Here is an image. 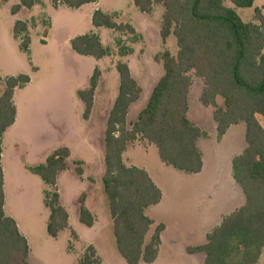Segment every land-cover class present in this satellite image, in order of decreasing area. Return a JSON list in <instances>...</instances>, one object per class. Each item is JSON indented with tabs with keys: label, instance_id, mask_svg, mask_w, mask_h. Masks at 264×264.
<instances>
[{
	"label": "trees",
	"instance_id": "trees-1",
	"mask_svg": "<svg viewBox=\"0 0 264 264\" xmlns=\"http://www.w3.org/2000/svg\"><path fill=\"white\" fill-rule=\"evenodd\" d=\"M8 1L0 0V3ZM225 1L236 8H250L254 2L133 1L134 6L144 13L150 12L153 5H162L159 36L162 44L173 36L177 52L172 55L164 50L154 56V61L161 64L163 74L130 127L126 122L127 110L139 99L141 90L126 62L119 61L115 65L119 86L106 120L101 183L115 248L125 264L152 263L158 255L160 235L164 229L162 224L152 229L153 221L147 215V210L161 201L162 193L144 169L124 165L122 155L126 144L141 140L153 145L159 161L177 171L198 174L202 170L198 140L206 133L188 118L191 82L186 73L189 70L203 80L204 89L199 102L212 110L217 138L220 139L231 126L243 123L246 146L231 161L232 179L242 192L243 206L224 216L207 235L206 242L188 249V252L203 254L204 264H257L264 248V15L256 9V22H245L234 9L225 6ZM50 2L54 7L62 4L77 9L97 0ZM39 3L40 0H19L10 12L16 14L21 8L30 9ZM118 17L116 12L95 10L91 24L124 37L117 40L116 46L118 55L127 57L132 48L122 45L121 41L134 43L138 37L129 23H117ZM13 35L22 37L20 49L27 52L30 43L27 24L15 22ZM70 46L80 56L101 59L109 55V50L102 46L98 35L93 32L73 38ZM99 77L100 72L95 69L89 88L77 92L84 105V120L92 109ZM28 82L26 75L5 79L0 94V138L15 121L14 90ZM69 156L67 148L59 147L43 163L27 167L31 174L52 188L44 193V204L49 209L46 231L52 238L68 226V214L59 203L55 188L57 174L65 170ZM75 165L76 175L81 176L82 163L76 162ZM84 202L85 194H81L78 198L79 222L89 228L95 218ZM3 206V172L0 165V264H29L28 243L19 233L15 221L5 215ZM71 235L77 238L73 232ZM79 264H99L91 245L85 248Z\"/></svg>",
	"mask_w": 264,
	"mask_h": 264
},
{
	"label": "rangeland",
	"instance_id": "rangeland-1",
	"mask_svg": "<svg viewBox=\"0 0 264 264\" xmlns=\"http://www.w3.org/2000/svg\"><path fill=\"white\" fill-rule=\"evenodd\" d=\"M133 1L97 0V10L118 13L116 22L129 23L138 37L134 43L121 41L122 45L131 47L132 52L127 57H120L116 42L124 37L110 29L100 28L96 34L102 46L109 50V55L103 60L77 55L70 46L73 38L94 32L90 7L73 9L62 4L54 7L50 0H41L30 9L21 8L16 14H11V7L19 0L0 3V94L8 77L26 75L33 79L31 84L15 90V123L0 138L5 213L16 219L21 232L26 235L31 264H79L85 248L90 245L99 249L100 257L96 256L99 264H125L115 248L101 183L106 120L110 101L116 97L119 84L115 65L119 61L126 62L141 90L139 99L127 110L126 121L130 127L144 108L151 88L163 74L162 66L154 61V56L164 50L172 55L177 52L173 36L165 44L159 36L162 5H153L150 12L144 13L134 6ZM224 4L234 9L245 22H256V9L264 15V0H254L250 8H236L229 1ZM17 21L27 24L30 39L27 52L20 49L22 37L13 35ZM33 68L37 70L33 71ZM95 69L100 72L97 94L90 114L84 120V105L77 92L89 88ZM186 74L195 82L193 71ZM198 92L195 97L191 96L188 116L194 125L209 132L200 140L205 167L197 176L179 171H175L174 176L161 174L159 183H162L165 200L154 214L157 220H174L171 218L179 211L200 212L205 203L208 209L215 210L226 203L232 191L226 169L230 173L229 161L246 146L245 126L243 123L231 126L225 139H218L212 110L199 107ZM218 104L222 105L220 100ZM59 147L70 152L65 170L57 174L55 188L59 203L68 213V226L52 238L46 231L49 209L44 204V193L52 188L31 174L27 167L43 163L45 156ZM76 162H81L85 171L81 177L75 173ZM159 162L153 145L141 140L127 143L124 151L126 165L155 172ZM82 193L86 194L85 207L95 217L89 228L79 222L78 197ZM240 196L237 197V206L243 201ZM206 197L208 202L203 200ZM173 207L175 209L168 214ZM190 220L195 218L192 216ZM72 232L78 238H74ZM172 234L160 237L157 260L150 264H204L202 255L188 252L192 248L190 245L199 242L187 241L188 247L183 253L182 242L175 240ZM261 253L257 264H264V248Z\"/></svg>",
	"mask_w": 264,
	"mask_h": 264
},
{
	"label": "crops",
	"instance_id": "crops-1",
	"mask_svg": "<svg viewBox=\"0 0 264 264\" xmlns=\"http://www.w3.org/2000/svg\"><path fill=\"white\" fill-rule=\"evenodd\" d=\"M11 0H9L7 3H9ZM41 1V0H40ZM6 3V4H7ZM15 4H18V3H15ZM14 4V5H15ZM59 5H61V4H59ZM85 6H88V7H90V12H91V16H92V14H93V12L95 11V10H97V2H95V3H90V4H85V5H83V6H81V7H79V8H82V7H85ZM94 28V32L93 33H97V31L100 29V28H95V27H93ZM124 39V38H123ZM105 58V57H104ZM104 58H101V59H98V60H103ZM35 70H37V68H33V71H35ZM37 72V71H36ZM36 72H34V73H36ZM195 77V82H193L192 81V79L191 78H189L190 79V82H191V84H190V88H189V92H188V114H189V112H190V109L189 108H191V96L192 97H195V95H196V93L198 92V90H199V92H198V94H197V103H198V105H199V107L201 106L202 108H205V109H207V108H209V107H204V106H202L201 104H200V102H199V98H200V95H201V93H202V91H203V89H204V84H203V80L202 79H200V78H198L197 76H194ZM32 78L31 77H29V82L26 84V85H29V84H31L32 83ZM99 81V80H98ZM98 84V83H97ZM25 85V86H26ZM24 86V87H25ZM118 86H119V84H118ZM196 87V88H195ZM96 88H97V86H96ZM153 88V87H152ZM151 88V89H152ZM16 90V89H15ZM15 90H14V93H15ZM118 92V91H117ZM150 92H151V90H150ZM14 93H13V98H14ZM96 94H97V89L95 90V94H94V98H93V104L95 103V97H96ZM150 94V93H149ZM117 96V95H116ZM12 98V99H13ZM115 99V98H114ZM114 99L113 100H111L110 102H111V104L109 105V106H111L112 107V104H113V101H114ZM13 103H14V100H13ZM190 104V105H189ZM93 106V105H92ZM111 109V108H110ZM109 113V112H108ZM191 115V114H190ZM108 116V115H107ZM188 118H189V116H188ZM127 120V119H126ZM190 120V119H189ZM127 122V121H126ZM132 122H134V121H132ZM14 123H15V121H14ZM127 124H128V122H127ZM14 125V124H13ZM213 126H214V129H215V132H216V126H215V123L213 122ZM11 127V126H10ZM9 127V128H10ZM199 128V127H198ZM201 131H203V132H205V133H209V132H207L205 129H201V128H199ZM231 129H232V127H230L228 130H227V132L221 137L222 139H225V137L227 136V134L229 133V131H231ZM7 130V129H6ZM220 138V139H221ZM201 140V139H200ZM200 140H198V147H199V149H200V151H201V154H202V170L200 171V173H198V174H191L192 176L193 175H200L201 173H202V171H203V169H204V167H205V161H204V158H203V152H202V149H201V146H200ZM126 147H127V144H126ZM1 155H2V153H1ZM48 155H46L45 156V158L47 157ZM233 157H235V156H233ZM233 157L231 158V160L229 161V164H228V170H229V172L230 173H228V171H227V169H226V177H227V179H228V181H229V183H230V187H232V191L230 192V196L228 197V200L226 201V203H224V204H222V205H220V206H218L215 210H211V209H208V206H207V204L205 203V205L204 206H201L200 207V212L198 211L197 213H186V212H183V211H179L178 213H177V215H175V216H173L171 219H174V220H157L156 219V217H154V214H155V212H158L159 211V209H160V207L163 205V203H164V200H165V194H164V191L162 190V188H161V184L162 183H159V181H160V179H161V174H164V173H169L170 175H176V172L175 171H177V170H175V169H173L172 167H170V166H167V165H165V164H163V163H161V162H159L157 165V171H155V172H157L156 174H155V172L154 171H150L148 168H144V167H139V168H142V169H144L147 173H148V175H149V177L151 178V180L154 182V184L160 189V191H161V193H162V199H161V201L157 204V205H155V206H152V207H150L148 210H147V215L149 216L150 214H152V215H150L149 217L152 219V221H153V226H152V229H154L157 225H159V224H162L163 226H164V229H163V231L161 232V235H160V237H161V239H162V236L163 235H165L166 233H173L172 235L175 237V240H177V241H179V242H182V250H183V253H184V249L186 248V247H188V245H187V241H193V242H195V244L197 243V242H199L200 244H197V245H190V247H195V246H198V245H202V244H204L205 242H206V238H207V235L216 227V226H218L219 225V223L221 222V220H222V218L224 217V216H227V215H230V214H232V213H234V212H236L237 210H238V208H240V207H242L243 206V204H244V197H243V195H242V192H241V190H240V188L235 184V182L233 181V179H232V173H231V167H230V163H231V161H232V159H233ZM44 158V159H45ZM122 161H123V163H124V153H123V155H122ZM2 157H1V160H0V165H1V168H2ZM124 165L125 166H133V165H131V164H129V165H126L125 163H124ZM227 166V165H226ZM226 167H224V169H225ZM26 169V168H25ZM82 171L83 172H85L84 171V169H82ZM2 172H3V168H2ZM180 172V171H179ZM79 177H81V176H79ZM187 177V176H186ZM186 177H185V179H186ZM231 179V180H230ZM239 188H237V187ZM194 191H196V190H194ZM3 192H4V206H3V209H4V213H5V190H4V172H3ZM241 192V193H240ZM179 193V192H178ZM192 193V192H191ZM82 194H85V193H82ZM81 195V194H80ZM79 195V196H80ZM86 195V194H85ZM238 195L240 196V195H242V196H240V197H242L243 198V201H242V203L239 205V206H237V204H238ZM174 196H176V195H174ZM79 198V197H78ZM174 199L175 200H178V197H174ZM199 199L202 201V199H201V195H199ZM86 198H85V202H86ZM203 200H205V202H208V200H207V197L206 198H204ZM84 202V203H85ZM235 206H237V209L235 208ZM202 208V209H201ZM175 208L173 207V208H171V209H169V212H168V214L169 213H171L173 210H174ZM235 209V210H234ZM67 212V211H66ZM68 214V213H67ZM5 215L6 216H8L6 213H5ZM192 216L195 218V220H190V219H192ZM8 217H10V216H8ZM11 218V217H10ZM95 218V217H94ZM14 221H15V223H16V225H17V228H18V231H19V233L26 239V241H27V243L29 244V242H28V239H27V237H26V235L24 234V233H22L21 232V230H20V227H19V225H18V223H17V221H16V219H14V218H12ZM66 229V228H65ZM78 238V237H77ZM28 248H29V246H28ZM94 248V250H95V253H96V256L97 257H100V253H99V249H97L96 247H93ZM198 254H200V255H202V257H203V261H204V259H205V256L203 255V254H201V253H198ZM29 256H30V249H29V253H28V258H27V261H28V263H29ZM158 257V256H157ZM157 257H156V260H157ZM261 257H262V253H261V255H260V258L259 259H261ZM29 264H31V263H29ZM140 264V263H139ZM144 264V263H143Z\"/></svg>",
	"mask_w": 264,
	"mask_h": 264
}]
</instances>
